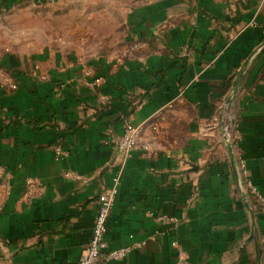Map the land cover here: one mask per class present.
Here are the masks:
<instances>
[{
    "label": "crops",
    "instance_id": "1",
    "mask_svg": "<svg viewBox=\"0 0 264 264\" xmlns=\"http://www.w3.org/2000/svg\"><path fill=\"white\" fill-rule=\"evenodd\" d=\"M130 10L119 58L50 51L46 80L0 65V264H78L121 170L107 239L144 245L110 264H264V0Z\"/></svg>",
    "mask_w": 264,
    "mask_h": 264
},
{
    "label": "rangeland",
    "instance_id": "2",
    "mask_svg": "<svg viewBox=\"0 0 264 264\" xmlns=\"http://www.w3.org/2000/svg\"><path fill=\"white\" fill-rule=\"evenodd\" d=\"M132 6L133 0H0V65L17 73L29 62L30 76L46 80L37 65L50 51L66 54L67 60L77 52L87 65L102 55L119 58L130 49Z\"/></svg>",
    "mask_w": 264,
    "mask_h": 264
},
{
    "label": "built area",
    "instance_id": "3",
    "mask_svg": "<svg viewBox=\"0 0 264 264\" xmlns=\"http://www.w3.org/2000/svg\"><path fill=\"white\" fill-rule=\"evenodd\" d=\"M141 126L134 125L130 120L124 123L123 131L115 139V149L122 159L123 164H126L131 156L134 148L140 144ZM230 139V138H229ZM149 149V145H145ZM69 155L68 151L62 148L56 149V157L63 158ZM241 172L245 178L246 184L256 192L247 168V162L241 158ZM123 171L117 172L109 187L99 194V209L94 220L92 237L87 249L80 257L78 264H110L114 260L126 259L135 248H140L144 243H136L132 246H124L120 248H111L107 239L108 234V220L110 219L115 205L116 197L120 189ZM163 219V217H160Z\"/></svg>",
    "mask_w": 264,
    "mask_h": 264
}]
</instances>
